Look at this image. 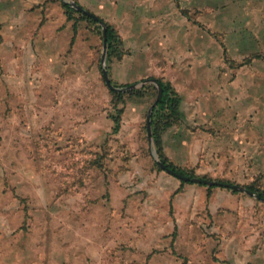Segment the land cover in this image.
<instances>
[{
  "label": "rangeland",
  "instance_id": "1",
  "mask_svg": "<svg viewBox=\"0 0 264 264\" xmlns=\"http://www.w3.org/2000/svg\"><path fill=\"white\" fill-rule=\"evenodd\" d=\"M163 161L264 196V0H0V264H264V197Z\"/></svg>",
  "mask_w": 264,
  "mask_h": 264
},
{
  "label": "trees",
  "instance_id": "2",
  "mask_svg": "<svg viewBox=\"0 0 264 264\" xmlns=\"http://www.w3.org/2000/svg\"><path fill=\"white\" fill-rule=\"evenodd\" d=\"M62 6L66 10L67 19H72L71 12L74 10V8L67 2H62ZM82 15L84 17L88 18L89 20H91L94 24L103 23V27L105 30V36H106L107 48L112 49L114 51H117L121 45V39H120L119 35L116 33L115 29L112 27V25L104 22L102 19H100L98 17L93 18V17L85 15V14H82ZM103 27H102V31H103ZM72 29H73V32H75V30H76L75 22L72 24ZM156 84L161 88V94H160L159 99L156 101V106H155V110H156L157 114L164 116L168 120L171 117H176L178 102H179L178 96L173 92L170 85L168 83L162 81L161 79H156ZM129 85L130 84H124L123 87H127ZM121 94H122L121 92L118 93L119 97L121 96ZM113 119L115 121V129H117V127H118V116L114 117ZM163 163L165 164L166 167L170 168L171 170H173V171H175L181 175L188 176V177L192 178L190 175L182 172L179 169L174 168L173 166H170L169 164H166L164 161H163ZM200 179H202V178H200ZM201 184L204 185V183H202V182H201ZM226 184H228V183L224 182V181H217L216 184H212L209 186L207 185V186H208V188L215 187V186L224 187V186H226ZM246 190L251 191L252 193L256 194L260 198L264 197L260 191L254 190L252 187H246Z\"/></svg>",
  "mask_w": 264,
  "mask_h": 264
},
{
  "label": "water",
  "instance_id": "3",
  "mask_svg": "<svg viewBox=\"0 0 264 264\" xmlns=\"http://www.w3.org/2000/svg\"><path fill=\"white\" fill-rule=\"evenodd\" d=\"M66 2V1H65ZM69 3L72 7L76 8L78 11L80 12H83L84 14L88 15V16H91L93 18H95V16L88 12L87 10H85L83 7H81L80 5H77L76 3H72V2H67ZM102 24V27H103V23ZM102 36H103V48L106 46V36H105V30H104V27H103V31H102ZM103 78L107 84V86L111 89H113L114 87L110 84V81L108 79V76H107V73L105 70H103ZM153 82H155L154 79H151ZM160 94H161V88L158 86V96H157V99L156 101L159 99L160 97ZM156 104V102H155ZM147 127L149 128V118L147 119ZM159 163V166L160 168H162L163 170L167 171L168 173L178 177L179 179L181 180H184V181H189L191 180L192 182H195V183H205L206 185H212V184H216L215 181H210V180H205V179H200V178H190L188 176H184V175H181L173 170H171L170 168L166 167L164 163L162 162H158ZM227 187H232V188H238L240 190H244L247 194L249 195H252L253 193L249 190H246L244 188H241L240 186H237V185H229V184H226Z\"/></svg>",
  "mask_w": 264,
  "mask_h": 264
}]
</instances>
